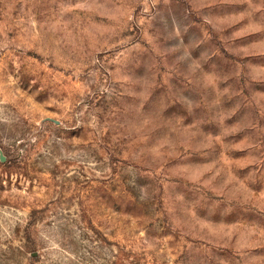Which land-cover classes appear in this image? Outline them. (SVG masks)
Instances as JSON below:
<instances>
[{
    "label": "rangeland",
    "instance_id": "1",
    "mask_svg": "<svg viewBox=\"0 0 264 264\" xmlns=\"http://www.w3.org/2000/svg\"><path fill=\"white\" fill-rule=\"evenodd\" d=\"M0 264H264V0H0Z\"/></svg>",
    "mask_w": 264,
    "mask_h": 264
},
{
    "label": "water",
    "instance_id": "2",
    "mask_svg": "<svg viewBox=\"0 0 264 264\" xmlns=\"http://www.w3.org/2000/svg\"><path fill=\"white\" fill-rule=\"evenodd\" d=\"M2 160H5V156H1Z\"/></svg>",
    "mask_w": 264,
    "mask_h": 264
}]
</instances>
